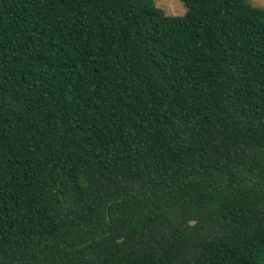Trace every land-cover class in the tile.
Masks as SVG:
<instances>
[{
	"label": "trees",
	"instance_id": "obj_1",
	"mask_svg": "<svg viewBox=\"0 0 264 264\" xmlns=\"http://www.w3.org/2000/svg\"><path fill=\"white\" fill-rule=\"evenodd\" d=\"M0 0V264H264V7Z\"/></svg>",
	"mask_w": 264,
	"mask_h": 264
},
{
	"label": "rangeland",
	"instance_id": "obj_2",
	"mask_svg": "<svg viewBox=\"0 0 264 264\" xmlns=\"http://www.w3.org/2000/svg\"><path fill=\"white\" fill-rule=\"evenodd\" d=\"M249 1L254 6L264 7V0ZM154 3L167 15H180L183 14L186 9L182 0H154Z\"/></svg>",
	"mask_w": 264,
	"mask_h": 264
}]
</instances>
